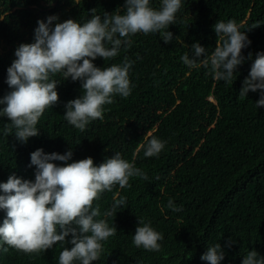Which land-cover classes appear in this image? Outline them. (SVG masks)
<instances>
[{
  "label": "trees",
  "instance_id": "trees-1",
  "mask_svg": "<svg viewBox=\"0 0 264 264\" xmlns=\"http://www.w3.org/2000/svg\"><path fill=\"white\" fill-rule=\"evenodd\" d=\"M160 3L150 0L155 9ZM124 5L125 0H0V99L11 91L7 69L15 50L34 42L38 21L56 15L60 23L72 19L82 24L91 19L92 9L103 17L117 9L122 14ZM181 5L168 28L170 43L160 33L141 32L117 57L93 61L104 68L130 60L131 94L114 95L113 103L103 106V118L84 131L64 119L65 104L82 95L81 84L60 74L52 77L59 100L40 117L38 136L26 144L16 139L15 129L5 136L11 121L0 117V183L10 175L34 182L30 154L38 149L45 154L71 150L70 162L91 157L95 166L119 152L147 174V180L132 177L128 186L113 185L93 201L101 213L96 219H106L117 232L101 241L103 252L92 264H206L201 256L217 243L225 253L221 264H242L253 250L264 257V107L255 106L259 91L239 96L256 53L264 52V0H181ZM218 20H234L251 41L242 55L251 53L252 60L238 66L229 82L215 80L210 65L189 68L181 60L186 51L191 55L194 43L209 54L214 51ZM210 94L216 104L208 100ZM149 132L166 143L157 156L146 158L140 145ZM120 198L126 203L116 216L105 217ZM170 199L182 210L172 211ZM5 215L0 210V224ZM140 218L162 234L159 251L134 245ZM230 237L234 244L229 248ZM4 247L0 243V264H59L63 250L59 243L32 253L11 247L5 252Z\"/></svg>",
  "mask_w": 264,
  "mask_h": 264
},
{
  "label": "clouds",
  "instance_id": "clouds-1",
  "mask_svg": "<svg viewBox=\"0 0 264 264\" xmlns=\"http://www.w3.org/2000/svg\"><path fill=\"white\" fill-rule=\"evenodd\" d=\"M181 0H161L159 9L150 6V0H125L124 11L117 9L103 17L91 10V19L77 23L68 19L62 23L51 15L46 22L40 20L34 30V42L21 44L15 50L16 59L7 69L6 83L11 89L2 99L0 117H7L3 134L8 136L15 129L16 139L26 144L31 137L39 135L38 121L45 109L57 104L58 82L52 79L60 74L64 80L79 81L82 95L68 101L64 106V119L76 129L84 131L93 120L103 118V106L113 103L112 97L131 94L129 70L132 62L125 58L122 64L99 68L93 61L97 58L109 60L118 56L122 46H131V36L137 33H160L165 44L173 40L168 31L174 24L175 14L181 8ZM54 25V26H53ZM213 30L217 41L209 54L199 43L191 46V55L186 51L182 62L189 68L204 66L211 68L213 78L229 82L238 66L247 58L242 50L251 41L239 30L234 20H218ZM260 92L257 108L264 107V52L256 53L248 77L244 79L239 96L249 92ZM164 141L151 132L144 135L140 147L144 156H157L164 148ZM73 152L45 154L38 149L30 154L35 166V180H23L10 175L6 183H0V210L6 215L0 224V243L25 253L50 249L59 243L62 251L59 264H92L103 252L101 241L116 234L101 215L99 206L93 201L103 191H111L129 185V179L139 177L147 180V174L116 152L99 166L91 157L72 161ZM54 162H60L54 163ZM158 179V177H157ZM126 203L125 198L115 201L105 217L117 214L116 209ZM168 207L174 212L182 209L170 199ZM71 237L70 240L66 238ZM137 248L159 251L158 241L163 239L151 222L138 219L132 236ZM70 244L71 248L66 247ZM231 237L226 242L231 247ZM8 247L3 251L7 252ZM225 253L220 243L208 246L201 260L206 264H221ZM242 264H264V257L256 251H248Z\"/></svg>",
  "mask_w": 264,
  "mask_h": 264
},
{
  "label": "rangeland",
  "instance_id": "rangeland-1",
  "mask_svg": "<svg viewBox=\"0 0 264 264\" xmlns=\"http://www.w3.org/2000/svg\"><path fill=\"white\" fill-rule=\"evenodd\" d=\"M208 100H209V101H212L214 104H216V102L213 100V97H212L211 94L209 95ZM173 109H174V107H173L172 109L168 110V111L163 112V115H167V114L170 113Z\"/></svg>",
  "mask_w": 264,
  "mask_h": 264
}]
</instances>
